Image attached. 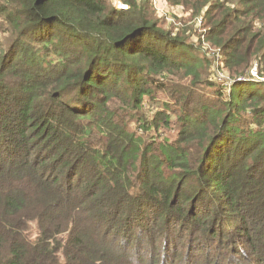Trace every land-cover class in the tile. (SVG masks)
<instances>
[{
	"label": "trees",
	"instance_id": "trees-1",
	"mask_svg": "<svg viewBox=\"0 0 264 264\" xmlns=\"http://www.w3.org/2000/svg\"><path fill=\"white\" fill-rule=\"evenodd\" d=\"M125 2L0 0V264H197L187 236L211 264H264V0H168L211 4L233 73L175 129L142 109L200 66L152 0Z\"/></svg>",
	"mask_w": 264,
	"mask_h": 264
},
{
	"label": "rangeland",
	"instance_id": "rangeland-1",
	"mask_svg": "<svg viewBox=\"0 0 264 264\" xmlns=\"http://www.w3.org/2000/svg\"><path fill=\"white\" fill-rule=\"evenodd\" d=\"M113 1V0H111ZM149 5V4H148ZM231 5V4H229ZM211 6L208 2V5L202 10V13L194 15L191 11L192 6L188 2L182 5L180 4H171L168 0L160 1V6L153 8H149V11L154 10V18L158 21L159 26L164 30H171L174 36H178V34L186 37L189 41L190 45V54L197 61V66L199 67L200 77L196 79L190 73V69L181 68L174 69L172 72H169L164 76L163 80H159V82L163 81L165 88L162 90L159 89L156 91L155 101L148 102L149 104L142 109V112L152 118L154 112H159V109H163L165 107L161 106V102H164L165 106H170L173 108L172 112V128L175 129L176 124L178 122L177 116L175 115V111L177 112L178 106L185 109L187 112H195L196 110V100L190 101L193 96L196 97V94H200L205 98H209V100L215 99L216 95L213 93V88H219L221 86H229L231 83V73L229 70H226L225 66V57L223 52L213 47L210 43H208L206 32L209 29V24L205 22V13L207 9ZM153 12V11H152ZM195 61V62H196ZM201 61H204L203 64H200ZM253 63V67L250 70L251 75L257 73V61ZM258 74V73H257ZM257 76V75H253ZM264 76L261 77V82H264ZM200 80V83L196 82ZM228 88V87H227ZM190 99V100H189ZM193 100V99H192ZM119 107V103L116 104ZM135 126V125H133ZM33 233H36V230H33ZM190 238L193 236L185 238L186 242L180 247L179 252L180 255H185L191 253L192 257H195L198 261L197 264H211L212 262V254L211 251L206 250L202 246L189 247L193 242H189ZM195 245V243H194ZM159 246V244H157ZM162 250H157V253L160 255H155L153 252L152 255L156 257L159 262H162L163 255L161 256ZM155 253V254H154ZM210 253V255H208ZM215 254H217L215 252ZM173 261H171V264ZM161 264V263H160Z\"/></svg>",
	"mask_w": 264,
	"mask_h": 264
},
{
	"label": "built area",
	"instance_id": "built-area-1",
	"mask_svg": "<svg viewBox=\"0 0 264 264\" xmlns=\"http://www.w3.org/2000/svg\"><path fill=\"white\" fill-rule=\"evenodd\" d=\"M160 1H162V0H152L154 6H156V7H159L160 6ZM112 2H113V6L117 10H128V9H130V4L129 3H126L125 0H113ZM253 75H257L256 77H259V79H261V77L258 76L257 73L254 72ZM263 81H264V79H263Z\"/></svg>",
	"mask_w": 264,
	"mask_h": 264
}]
</instances>
